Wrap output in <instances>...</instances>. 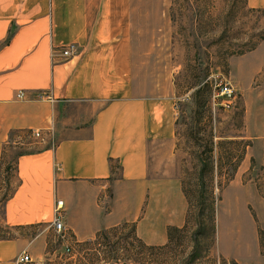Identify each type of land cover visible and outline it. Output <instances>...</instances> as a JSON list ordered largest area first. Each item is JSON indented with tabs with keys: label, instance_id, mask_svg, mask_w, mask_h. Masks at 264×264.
Wrapping results in <instances>:
<instances>
[{
	"label": "crops",
	"instance_id": "1",
	"mask_svg": "<svg viewBox=\"0 0 264 264\" xmlns=\"http://www.w3.org/2000/svg\"><path fill=\"white\" fill-rule=\"evenodd\" d=\"M245 5L264 10V0ZM158 10L143 0H0V179L1 161L13 165L0 206V224L12 236L0 239V264H19L23 254L24 264H75L56 257V201L63 203L58 239L72 251L123 224L146 246L163 245L167 228L183 225L173 97L159 94L151 62L157 51L143 37V27L157 25ZM69 44L75 56L52 57ZM242 61L248 73L264 70V40ZM238 72L234 67L236 81ZM262 88L264 105V80ZM229 138L251 143L238 180L251 159L264 164V123L262 133ZM23 145L33 151L8 157V146ZM240 230L256 249L255 228Z\"/></svg>",
	"mask_w": 264,
	"mask_h": 264
},
{
	"label": "rangeland",
	"instance_id": "2",
	"mask_svg": "<svg viewBox=\"0 0 264 264\" xmlns=\"http://www.w3.org/2000/svg\"><path fill=\"white\" fill-rule=\"evenodd\" d=\"M143 2L159 5L157 25L143 27V37L150 36L152 41L146 44L157 51L151 62L157 64L159 94L173 97L175 177L195 207L201 200L215 212L212 232L204 214L198 217L200 207L186 211L185 230L176 233L170 246L163 247L167 242L153 246V258L158 264H264V164L251 159L249 170L238 180L236 168L251 143L229 138L263 131L264 70L248 73L242 59L264 40V10L247 8L245 0ZM234 67L239 71L237 81ZM224 82L235 91L230 109L224 108L218 95V85ZM8 148L9 158L33 151L27 145ZM4 194L0 192V199ZM249 225L257 232L254 250L249 233L240 230ZM131 227L119 225L97 244L76 246L70 256L64 255L62 241L54 233L56 257L75 264L133 260L141 251L133 237L124 240ZM5 229L0 224V231ZM141 253L148 255L149 250Z\"/></svg>",
	"mask_w": 264,
	"mask_h": 264
},
{
	"label": "trees",
	"instance_id": "3",
	"mask_svg": "<svg viewBox=\"0 0 264 264\" xmlns=\"http://www.w3.org/2000/svg\"><path fill=\"white\" fill-rule=\"evenodd\" d=\"M14 134L11 133L10 134V137L11 138ZM12 139V138H11ZM9 144L10 141H9ZM26 152H19L17 154L14 155V157L20 155V154H24ZM12 162H7V161H4L2 160L1 161V179H0V188H4L5 190V194L3 195V197L0 199V204L3 203V201L10 195V189H9V178L11 176V173L13 171V165L11 164ZM182 192L187 200V212L188 210H194V209H197V207H200L198 208V217L199 218H203V214L205 216V220L206 222H208V224L211 226V229H212V232L214 231V223H215V212L211 207H207L205 206V202L199 200V202H197L195 205L196 207L194 206V202H192V199L190 197H188V192L185 191L183 188H182ZM207 207V208H206ZM206 214V215H205ZM187 213H186V217H185V222H184V225L181 227V228H175V227H168L167 228V243L165 245H163V247H168L172 244V242L174 241V237L176 235V233H179V232H182L183 230H185V227L187 225ZM115 228L117 227H113V228H110V229H107V230H102V231H99L96 235H95V238L92 242H87L85 243L83 246H87L89 244H94V243H98L101 238L103 237H107L109 234H111L112 232L115 231ZM8 230H4V231H0V239H4V238H7V235H8ZM134 230H133V227H131V231H130V235L128 234L124 240H128L131 237H133V241L136 243V246L135 248H138L141 252L142 250H149V254L148 255H141L142 253H138L136 258L133 259V260H130L131 257H127L128 261H132V262H136V263H139V264H158L157 261L153 258V251H155V247L153 246H146L140 239H138L135 235H134ZM126 260H120V259H116L114 261H127ZM107 263H111V261L107 262Z\"/></svg>",
	"mask_w": 264,
	"mask_h": 264
},
{
	"label": "built area",
	"instance_id": "4",
	"mask_svg": "<svg viewBox=\"0 0 264 264\" xmlns=\"http://www.w3.org/2000/svg\"><path fill=\"white\" fill-rule=\"evenodd\" d=\"M77 51L78 49L75 44H69L53 50L52 57L67 60L75 56L77 54ZM234 92V88L229 82H224L218 85V95L223 99L224 108L230 109L232 107L234 101ZM21 97L22 93H18L17 98ZM30 135L34 138H39V133L37 132H31ZM62 207L63 203L61 201L55 202L52 220L50 223L51 228L60 239H63L64 233ZM63 248L64 255L70 256L72 254V250L69 246H65ZM17 262L19 264H24L29 263L30 261L29 257L26 254H23L17 259Z\"/></svg>",
	"mask_w": 264,
	"mask_h": 264
}]
</instances>
